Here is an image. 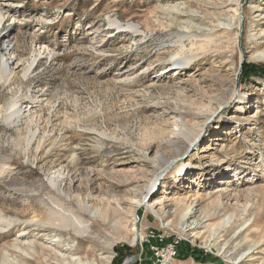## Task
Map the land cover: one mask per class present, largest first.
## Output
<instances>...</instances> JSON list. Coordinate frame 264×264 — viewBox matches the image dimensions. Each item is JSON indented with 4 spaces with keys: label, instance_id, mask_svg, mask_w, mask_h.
<instances>
[{
    "label": "rangeland",
    "instance_id": "rangeland-1",
    "mask_svg": "<svg viewBox=\"0 0 264 264\" xmlns=\"http://www.w3.org/2000/svg\"><path fill=\"white\" fill-rule=\"evenodd\" d=\"M0 11V38L14 42L13 78L0 82V264H13L3 254L16 242L50 243L88 260L110 256L108 264H151L148 230L172 232L190 252L167 263L232 264L229 254L242 251L227 243L241 234L248 264H264V0H0ZM210 20L220 23L213 31ZM129 24L138 31L116 28ZM188 27L199 35V56L180 65L174 40ZM189 46L185 41L180 52ZM28 86L33 102L19 119H6ZM222 98L227 103L216 108ZM180 121L199 132L181 155L167 142L183 128ZM182 163L187 168L170 176ZM155 175L146 198L163 202L157 214L138 204ZM50 176L68 195L59 199L65 208L76 210L78 200L88 205L90 214L80 216L89 234L41 235L42 225L28 227L54 206ZM218 192L219 200L210 197ZM194 197L192 224L223 207L198 237L178 224L182 204ZM26 250L18 252L31 264Z\"/></svg>",
    "mask_w": 264,
    "mask_h": 264
},
{
    "label": "bare ground",
    "instance_id": "bare-ground-1",
    "mask_svg": "<svg viewBox=\"0 0 264 264\" xmlns=\"http://www.w3.org/2000/svg\"><path fill=\"white\" fill-rule=\"evenodd\" d=\"M3 18H4L3 13H2V11H0V24H1L2 20H3ZM209 22L212 24V27L209 28V31H213V30H211V28H213V27L218 28V26L220 24L218 21H216V23H213L210 20ZM111 24L114 25L115 23L111 22ZM120 27L124 28L122 30H130L131 29L133 32H137L138 31L137 26L132 25V24L126 25L125 27L124 26H116V28H120ZM190 29L191 28L188 27V31L177 33L178 34L177 35L178 38L176 40H174L175 41L174 43L175 44L177 43V45H178V47L180 49L179 51L176 52V56L178 58V60H176V63H178V64L180 63V65H187L189 62L193 61L194 59H196L199 56V54L197 52L193 51L194 50V43L196 42L197 37L199 35L197 34V32L190 31ZM197 29L200 31L201 34L208 35V33H209V32L208 33L205 32L202 28L201 29L197 28ZM210 36H212V35H210ZM10 38H9V36H2L0 38V82H2V83L10 82L12 80V78H13V74H12V72L9 69V63H10L11 59H13V56H14L13 55V51H12L13 47H14V42L11 40L12 38L11 39ZM210 40L212 41V39H210L208 37V41H210ZM185 41L190 45L189 46L190 49L188 51V54H184V53L180 52L185 47ZM203 48H204V46L202 45V49ZM6 55H9V58H7ZM262 59L264 60V57ZM34 61L32 60L30 62V64L28 65L27 71H29L31 69ZM175 72H177V69H175ZM24 77H26V75H24ZM26 79H28V78L26 77ZM26 85H28V84H26ZM26 92H27L28 96L24 98L23 102L21 101V99L19 100L18 97H16L8 105L7 111H6V115H5L6 119H11V118L19 119V117H20L19 116V112L22 110V108H26L28 106V104L33 102L34 98H33V95L31 93V88L29 86L27 87ZM240 99H243L242 95L239 96V100ZM215 101H216V108L222 106L224 103H227V101L224 100L223 98L222 99H216ZM180 123L183 126L181 131L175 133L173 138L169 139L167 142L170 145L175 146L177 149L179 148L181 150V153H180V155H181L188 149V147L190 145H195L196 144L195 141H196V138L199 136V132H198V130L193 129L192 127H188V126L186 127L185 123L182 122V121H180ZM11 124L14 125V124H16V122L13 121V122H11ZM180 135L183 136L184 139H185V145L184 146H181L184 143V140L180 139ZM31 141H32V138L27 140L26 145H29L31 143ZM159 157L161 158L160 155H159ZM260 158H261V160H263L262 155H260ZM183 168L186 169L187 166L182 163L181 166L174 171V174H170V176H173V177L176 178V176H178L180 173L183 172L182 171ZM47 178H48V182L50 183L51 188L54 190V193L56 195L55 199L53 201V203H54L53 205L54 206L51 209H49V212L47 213L45 219L42 217L44 220H37V219H34V218L32 219L31 218L32 220L28 221V224H29L28 227L36 226V225L37 226H41L42 225V231H41L42 233H41V235H44V232L47 233V229H52L51 231H53V232H55V231L59 232V235H55L54 234V236H60V233L63 232V231L66 234H72V235H75V236H81V235L83 236V235L89 234V228L90 227H89V225L87 223H85L82 220V218L80 216V211H85V212L90 214V212L88 211L89 210L88 209V205L86 203H84L83 201L78 200L77 206H76L77 207L76 210L65 208V206L61 203V201L59 199H62V198L68 199V195L66 193H64L63 190L61 189V184L59 183V181L57 179V176H50V177H47ZM156 183H157V180H156V175H155L154 178L150 181V184L147 186L144 196H142L140 198V200L138 201V204L139 203L140 204L143 203V205L148 210H151V211H153L154 213L157 214V211H163L164 210L163 202L161 200L159 202H153V201L150 200V196L146 198L147 191L151 190V189H154ZM159 187H161V184H160V186L158 185V188ZM218 193L216 195H213V196H210V197H215L216 196L215 198L219 200L220 193L219 194ZM195 199L196 198L194 197V198L191 199V202L183 203L182 207H181L182 210L181 209H178V210L175 209L172 212H177L178 211V213H179L180 210L183 211L182 214H179L180 218L178 217L179 218L178 224L181 225V228L184 231H187L190 228L193 229L194 231L192 232V236L198 237V236H202L203 235V232L201 231V229H203L205 227L210 228V224H209L208 220H210V217L213 214L218 212L217 210L220 207H222V205L219 204V206H217L215 208V210H214V212L212 214L208 213L204 217H202L203 218V219L201 218L202 221L195 222V224H192V222H189L188 219L190 217V214L192 213L193 208L196 206L197 200H195ZM157 204H160L158 210L155 209V205H157ZM246 211H247V206L244 207L243 209H240L239 212L237 213V215L238 216L244 215L246 213ZM93 216H94V214H93ZM232 216H233V214H229L228 216H226V218H224L219 224H217L216 226H213L211 228V231H213V233L217 234L219 232L221 226H223V224L225 222L227 223L228 220ZM173 218H175V217L173 216ZM26 220H28V219H26ZM173 220L174 219H169V220H167L165 222H162V227H168L169 228V225L171 224V222ZM113 226L118 231H120L121 233L124 234L121 237V239L125 240L126 236H127V231L124 230L125 227H123L121 225L120 221L119 222L115 221ZM28 227L25 228V230L23 231L22 234L29 232L28 231ZM131 231H132V236H133L132 239H131V242L134 243L136 241V239L138 238V232L136 231L135 226H133L131 228ZM244 235H243V237H244ZM96 237H99V236L96 235ZM80 239L81 240H83V239L90 240L91 238L89 239V237H88V238H80ZM241 239H242V237H241V234H240V235L232 237L229 240V243H227V244H229L228 246H230V245H232L234 243H237L235 247H237L238 251H242V253L240 255H238V256L234 255V254H229L230 258L232 259V260H230V262H232V264H248V261H247L248 259L245 258V256H244L245 254L243 253V252H245L244 251V247L242 246V244L240 245L238 243L239 240H241ZM245 239L247 240V238H245ZM107 241H105V242H107ZM59 243H61V242H59ZM24 245L25 246H22L19 242L13 243L10 246V248H8V251L5 252V254H3V256H4L3 260H6V258H8L9 256H12L11 258H12V263L13 264H29L30 260L27 259V257H25L24 255H22L21 253L18 252V251H20V252L29 254V252L26 250V248H29L33 252L31 259H33L34 262L32 261L31 264H108L111 261V257L110 256H105V257L102 258V260H96L95 258H92L90 260L83 259V258H81L79 256H75L73 253H67L65 251H62L61 248H59L57 246H54V245H51L50 243H48V245H44L43 243L40 244V243L33 242L32 244H24ZM109 245H110V243L108 242V244L106 245L105 248L108 249ZM85 249L90 250V249H92V246H88V248H85ZM220 253L223 254L224 251L223 252L221 251ZM65 254H67V255H65ZM229 255H227V256H229ZM164 264H171V263L165 262ZM175 264H177V263H175ZM178 264H186V263L185 262H181V263H178Z\"/></svg>",
    "mask_w": 264,
    "mask_h": 264
},
{
    "label": "built area",
    "instance_id": "built-area-1",
    "mask_svg": "<svg viewBox=\"0 0 264 264\" xmlns=\"http://www.w3.org/2000/svg\"><path fill=\"white\" fill-rule=\"evenodd\" d=\"M146 242L150 244L152 253L151 264L170 262L178 253L179 238L172 232L162 235L157 231L148 230Z\"/></svg>",
    "mask_w": 264,
    "mask_h": 264
},
{
    "label": "trees",
    "instance_id": "trees-1",
    "mask_svg": "<svg viewBox=\"0 0 264 264\" xmlns=\"http://www.w3.org/2000/svg\"><path fill=\"white\" fill-rule=\"evenodd\" d=\"M256 69H257V68H254V67L251 68V70L253 71V73H255L256 71H257V73H259L258 70H256ZM249 73H250V72H249ZM177 249H178V253H179V254H181V253L183 252V257H182V258H185V257L188 256L189 253H190L188 250L186 251V253L182 250V243L178 244ZM181 251H182V252H181ZM195 253H196V251H194V252L192 251V256H193V258H195V257H194V256H195ZM179 254H178V255H179ZM199 255H200V254H199ZM201 256H203V255H201ZM201 256H200V257L198 256V258H197V259L195 258V260L201 261L202 258H203V257H201ZM180 258H181V257H180ZM202 261H203V260H202Z\"/></svg>",
    "mask_w": 264,
    "mask_h": 264
}]
</instances>
